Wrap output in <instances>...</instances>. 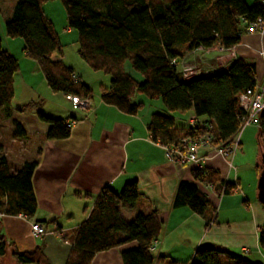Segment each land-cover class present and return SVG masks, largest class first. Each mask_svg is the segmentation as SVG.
Listing matches in <instances>:
<instances>
[{
    "label": "trees",
    "instance_id": "1",
    "mask_svg": "<svg viewBox=\"0 0 264 264\" xmlns=\"http://www.w3.org/2000/svg\"><path fill=\"white\" fill-rule=\"evenodd\" d=\"M65 12L66 27L77 35V55L93 72L109 77L101 88L100 100L119 112L136 116L143 108L137 96L160 100L168 113L192 112L208 126L213 145L227 146L236 133L243 111L239 95L256 83L255 66L242 59L231 61L226 70L183 80L178 65L198 49L218 47L232 50L240 43L243 30L258 18L264 20L259 0H58ZM47 0H16L4 24L9 40H21L24 56L38 65L47 87L65 97L91 99L92 91L74 77L73 71L54 56L61 44L52 22L43 12ZM18 61L2 46L0 39V128L9 123L12 138H26L24 127L14 115L34 111L49 126L44 141L64 140L70 127L64 119L40 112V104L29 102L11 107L13 77ZM186 123V122H185ZM260 154H264V112L258 116ZM171 116L153 114L147 124L150 140L164 148H179L185 138L205 134L201 127H184ZM181 128V127H180ZM2 148L0 146V152ZM38 155V154H37ZM36 162L13 169L0 154V215L31 219L35 198L31 176ZM260 166H256L258 174ZM192 181L179 182L172 207L187 208L210 221L214 210L200 186L216 194H229L234 186L223 183L218 172L194 169ZM137 182L126 183L119 193L108 187L95 197L87 218L78 226L65 264H91L94 257L131 243L136 248L120 253L122 264H175L166 257L152 256L153 242L161 233L156 212H138L127 222L120 211L133 212L141 201ZM264 209V208H263ZM1 227V223H0ZM208 229V223L205 224ZM264 256V228L258 235ZM50 264L42 246L18 252L0 233V264ZM190 264H264L244 255L209 244L198 245Z\"/></svg>",
    "mask_w": 264,
    "mask_h": 264
},
{
    "label": "crops",
    "instance_id": "2",
    "mask_svg": "<svg viewBox=\"0 0 264 264\" xmlns=\"http://www.w3.org/2000/svg\"><path fill=\"white\" fill-rule=\"evenodd\" d=\"M2 11L5 20L9 18L11 11ZM54 29L62 48L61 35L55 26ZM66 32L72 33L69 29ZM0 39L3 48L19 65L13 77L11 107L17 109L29 102L39 103L44 116L73 123L69 137L56 141L43 140L49 126L41 122L34 111L14 115L24 127L25 139H13L8 122L5 123L7 128H0V154L13 169L36 162L31 176L36 206L33 217L0 215V233L7 244L18 252L42 246L50 264H65L76 229L87 218L99 192L108 187L119 193L126 183L135 180L142 198L139 207L130 213L121 210L120 217L130 222L138 212H156L161 233L152 247L154 259L166 257L175 264H190L195 248L209 244L252 261H258L251 258L257 256L262 260L258 262L264 263L258 246V235L264 228V209L257 199L256 166L261 163L257 126L243 130L232 157L201 151L198 168L214 170L223 183L234 186L227 195H218L211 187L201 186L200 190L214 210L212 219L207 221L187 208L172 207L178 183L192 181V169L167 160L166 148L150 140L147 129L150 117L142 121L138 116L140 111L136 116L123 114L103 104L100 92L92 93L88 110L74 108L68 97L49 90L36 62L24 56L21 40L7 39L1 29ZM56 57L93 92V85L88 81L90 74L80 62L68 63L62 51ZM237 58L253 64L256 81L264 82V34L242 35L239 45L222 54L217 47L206 52L198 50L185 61L209 73L226 70ZM99 82L100 90L108 88L109 82L104 78ZM176 127L184 130L186 126L177 124ZM33 222L41 224L47 235L34 238L30 231ZM134 248L136 244L131 243L100 253L91 264L96 260L98 264H122L120 253Z\"/></svg>",
    "mask_w": 264,
    "mask_h": 264
},
{
    "label": "built area",
    "instance_id": "3",
    "mask_svg": "<svg viewBox=\"0 0 264 264\" xmlns=\"http://www.w3.org/2000/svg\"><path fill=\"white\" fill-rule=\"evenodd\" d=\"M261 6L264 9V0H259ZM256 34H264V20L258 18L254 22L248 24L246 28L243 30L242 35H256ZM242 37V36H241ZM234 49V48H233ZM199 51H208L203 49H198ZM197 50V51H198ZM217 51L219 53H225L230 50H223L217 47ZM196 52V51H195ZM181 78L183 80H188L194 77H198L201 75H207L214 72H203L200 68L187 63L185 60L180 62L178 65ZM68 100L72 103L74 108L79 110H88L90 108L89 99H80L76 97H68ZM239 107L243 111V116L241 117L238 129L232 139L230 140L229 145H213L212 137L210 134L206 133L208 126L202 123L199 119H197L194 115H191L187 120L186 124L190 128L201 127L205 134L197 139L185 138L180 142V149L178 148H166V157L167 160L176 164L179 167L188 166L192 170L198 169V163L201 160V151L208 150L219 156L223 157H232L239 146V138L243 132V130L248 126H257L258 116L264 112V82L256 81L255 86L252 90H248L245 93L239 95ZM73 123H68V126L71 127ZM201 188V186H200ZM31 235L34 238L42 237L47 235L46 229L39 223H31L30 224ZM156 244V241L153 242V246Z\"/></svg>",
    "mask_w": 264,
    "mask_h": 264
},
{
    "label": "rangeland",
    "instance_id": "4",
    "mask_svg": "<svg viewBox=\"0 0 264 264\" xmlns=\"http://www.w3.org/2000/svg\"><path fill=\"white\" fill-rule=\"evenodd\" d=\"M255 0H246V4L248 6H252L254 4ZM15 3V0H0V29L4 31V24H5V17L6 15L3 13V9L10 10L12 12L13 5ZM43 9L45 14L53 21L54 26L57 30V32L61 35V43H62V52L64 53L68 63L75 65L76 62H80L82 66H84L88 72L89 77L88 81L93 85V92L95 95L100 92L99 86L100 79H105L107 83L109 82V77L105 76L101 72H93L88 67H86L85 63H83L80 58L77 55V44L76 39L77 35L75 32L71 31V34H68L67 27H66V21H65V12L62 4L58 0H47V2L43 5ZM7 13V11H6ZM22 42V41H19ZM58 54H54L56 57ZM134 102H142L143 108L140 111V114L138 115L139 118L144 120H148L149 117L153 114H160L164 116H172L175 118L176 122L179 124H184L186 126V120L190 117V113H168L166 109L164 108L163 104L160 100H147L143 96H137L134 100ZM71 108V106L69 105ZM150 121V120H149ZM187 127V126H186ZM1 128H7V125H3ZM253 260L258 259V261H262L260 258H257V256L251 257ZM7 262L4 261L3 264H6Z\"/></svg>",
    "mask_w": 264,
    "mask_h": 264
},
{
    "label": "water",
    "instance_id": "5",
    "mask_svg": "<svg viewBox=\"0 0 264 264\" xmlns=\"http://www.w3.org/2000/svg\"><path fill=\"white\" fill-rule=\"evenodd\" d=\"M257 199L264 208V154L261 155V167L257 180Z\"/></svg>",
    "mask_w": 264,
    "mask_h": 264
},
{
    "label": "bare ground",
    "instance_id": "6",
    "mask_svg": "<svg viewBox=\"0 0 264 264\" xmlns=\"http://www.w3.org/2000/svg\"><path fill=\"white\" fill-rule=\"evenodd\" d=\"M98 262H99V261H98V260H96V261L94 262V264H98Z\"/></svg>",
    "mask_w": 264,
    "mask_h": 264
}]
</instances>
